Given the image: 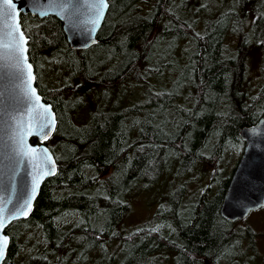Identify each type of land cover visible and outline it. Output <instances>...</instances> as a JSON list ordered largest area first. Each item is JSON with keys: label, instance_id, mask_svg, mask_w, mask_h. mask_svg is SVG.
Here are the masks:
<instances>
[{"label": "trees", "instance_id": "obj_1", "mask_svg": "<svg viewBox=\"0 0 264 264\" xmlns=\"http://www.w3.org/2000/svg\"><path fill=\"white\" fill-rule=\"evenodd\" d=\"M108 1L89 49H70L54 16H21L36 87L57 117L45 142L57 171L30 216L5 229L2 264H256L252 231L220 206L241 129L264 113V61L258 91L243 87L249 47L264 50V0ZM84 87L101 91L98 105ZM203 165L209 182L191 194L186 175ZM164 171L177 184L150 223L120 229L132 194Z\"/></svg>", "mask_w": 264, "mask_h": 264}, {"label": "water", "instance_id": "obj_2", "mask_svg": "<svg viewBox=\"0 0 264 264\" xmlns=\"http://www.w3.org/2000/svg\"><path fill=\"white\" fill-rule=\"evenodd\" d=\"M99 2L11 0L7 4L0 0V246L7 237L0 264L10 245L5 229L13 221L30 216L41 185L57 171L55 158L45 144L56 130L57 117L36 87L20 15L31 14L40 19L54 16L62 22L70 49L83 50L97 43L106 18L108 0H104L107 7L98 24L92 23L97 18ZM241 137L244 147L220 206V215L230 222L242 221L252 211L264 207V113L255 124L241 129ZM32 139L37 143H32Z\"/></svg>", "mask_w": 264, "mask_h": 264}, {"label": "rangeland", "instance_id": "obj_3", "mask_svg": "<svg viewBox=\"0 0 264 264\" xmlns=\"http://www.w3.org/2000/svg\"><path fill=\"white\" fill-rule=\"evenodd\" d=\"M246 12L250 16L253 15V9L251 5L246 8ZM233 43L236 44L237 39H234ZM245 60L246 76L244 78L243 87L248 92L255 93L258 91L261 83L263 82L261 63L264 61V50L255 44L250 46ZM124 86H128L127 81L124 83ZM81 90L83 94L86 93V101L88 104H90V106L98 105L101 102L102 96L99 89L89 91L88 87H84ZM108 100L112 101L113 97L111 96ZM124 102L128 103L126 99H124ZM74 119L73 120L75 122H81L86 120V116L83 115L81 117H74ZM77 124L80 125L81 123ZM210 167L211 166L209 165L196 167L192 171L199 170L198 173L192 172L189 175H186L185 181L191 185L192 190L189 191L191 194L196 193L197 191H202V188L209 182L208 172L211 169ZM172 178H174V174L164 171L157 182L151 184L148 187L142 189L140 188L135 191L132 194L130 200L131 210L119 225V228L132 230L134 227L142 223H150L152 216L155 214L159 206L160 199H162L165 194H168L176 187L177 183ZM244 226H247L252 231L253 238L255 239V249L257 251L256 264H264V210L252 211L247 216L245 221H238L236 224V227L244 228Z\"/></svg>", "mask_w": 264, "mask_h": 264}, {"label": "snow or ice", "instance_id": "obj_4", "mask_svg": "<svg viewBox=\"0 0 264 264\" xmlns=\"http://www.w3.org/2000/svg\"><path fill=\"white\" fill-rule=\"evenodd\" d=\"M5 3L7 4H11V0H5ZM107 7L106 3L104 2V0H100L99 4L96 6V16L97 18L95 20L92 21V23L95 25V24H98V21H99V17L102 16L103 14V9ZM93 31L95 30V28L92 29ZM21 52L24 51V49H20ZM15 67L19 68L20 66L19 65H16ZM28 67L30 68L31 65H28ZM31 75L29 74V79H31ZM33 95H34V90H33ZM47 174V173H46ZM35 195V185L33 186V196ZM23 214H27L26 212L23 213ZM3 227V223H0V228ZM6 243H7V237L4 238V245L3 246H0V257L3 256V253H4V246H6Z\"/></svg>", "mask_w": 264, "mask_h": 264}]
</instances>
